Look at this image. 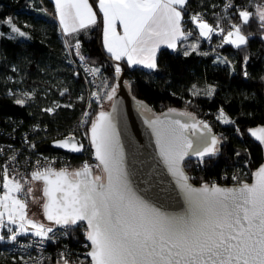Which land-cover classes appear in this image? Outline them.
<instances>
[{
    "label": "snow or ice",
    "instance_id": "1",
    "mask_svg": "<svg viewBox=\"0 0 264 264\" xmlns=\"http://www.w3.org/2000/svg\"><path fill=\"white\" fill-rule=\"evenodd\" d=\"M187 3L188 0H99L107 52L114 60L126 57L129 65L142 64L155 69L157 48L161 44L174 48L176 40L186 35L183 21ZM55 6L66 34L96 23V13L89 0H55ZM232 7L231 2L225 4V8ZM238 15L242 23L232 24L224 40L239 49L249 43V35L241 30L243 26L257 19L264 29V5L258 6L255 13L247 8L239 9ZM189 19L203 37L211 38L219 28V25L214 28L203 20L199 13ZM117 21L123 28V35L116 31ZM4 23L11 25L12 32L25 35L10 18ZM219 31L223 33L224 29ZM75 47L79 49V41ZM80 58L84 60L83 56ZM248 59V56L244 57L245 66ZM121 71L117 65V77ZM244 75H248L247 71ZM103 87L110 86L105 82ZM211 91L213 89L209 90V95ZM115 92L116 88L111 87V91L104 93V98L111 100ZM93 95L101 99L98 93ZM24 102L23 99L16 100L17 104ZM169 112L176 110L169 109ZM179 115L191 114L181 112ZM217 119L225 124L235 123L223 109ZM150 123L159 154L167 170L177 179L185 204L183 211H162L132 190L117 149L111 116L101 111L91 123L90 140L99 161L97 167L102 166L107 174L106 183L102 176H93L87 161L72 171L52 167L32 171L31 180L43 182L42 195L46 199L41 207L45 218L66 229L85 223V238L90 242L85 245L90 248L86 256L90 257V264H264V164L251 173L250 183L234 175L232 179L236 184L233 187H221L215 182L196 187L189 182L185 172V157H201L202 163L205 156L217 153L220 138L209 136L211 128L203 121L188 124L179 119L162 121L157 118ZM198 126L207 132H202L194 146L185 131L195 130ZM249 131L264 146V127ZM57 145L73 152L83 149L74 138L58 141ZM2 174L4 191L0 195V226L4 225L5 218L9 224L19 220L21 231L27 232L25 225H28L35 236L47 237L53 229L27 219L28 205L16 195L25 191L24 184L14 176L9 177L7 166L2 168ZM26 191L31 193L33 189L29 187ZM7 231L10 235H0V241L17 240L19 232L12 228ZM61 256L63 258V254ZM63 264H69V261L64 259Z\"/></svg>",
    "mask_w": 264,
    "mask_h": 264
},
{
    "label": "trees",
    "instance_id": "2",
    "mask_svg": "<svg viewBox=\"0 0 264 264\" xmlns=\"http://www.w3.org/2000/svg\"><path fill=\"white\" fill-rule=\"evenodd\" d=\"M90 1L97 14L96 23L66 34L54 18L53 0H0V141L11 140L12 135L17 141L20 133L32 124L46 127L52 134L71 128L76 122L86 99V88L68 58V50L76 40H80L88 62L99 70L96 72L100 89L102 82L110 87L115 82V68L104 57L111 54L102 42L101 49L97 43L102 25L97 0ZM226 1L188 0L183 21L186 35L179 45L187 40H199L195 50L162 46L156 53L155 69L129 65L121 60L124 80L133 96L146 101L155 111L171 106L190 110L221 137L214 156L204 157L202 163L190 160L193 166L188 171L192 181L219 179L223 172L232 171L235 163L242 164L243 160L254 170L263 159L261 144L250 138L247 130L264 123V29L257 19L243 26L241 30L249 35V43L239 49L225 43L223 38L232 24L242 23L239 9L247 8L255 13L264 0H230L233 7L227 9ZM191 13L203 14L214 28L219 25L211 38H201L197 25L189 19ZM9 18L26 36L11 31V25L4 23ZM221 28L223 33L219 31ZM188 32L191 35H187ZM245 56L249 57L246 66ZM14 87L32 90L33 94L23 104H17ZM210 89L213 91L209 95ZM49 108L53 111H46ZM221 109L235 123L220 124L215 115ZM97 110L95 104L94 112ZM48 140L38 141L37 147L56 151ZM26 178L31 176L26 175L21 180ZM24 188L22 193L28 200L25 185ZM72 229L69 241L76 248L83 235L77 227ZM3 247L5 240L0 241V250ZM0 264L22 263L0 253ZM34 264L54 262L43 259Z\"/></svg>",
    "mask_w": 264,
    "mask_h": 264
},
{
    "label": "built area",
    "instance_id": "3",
    "mask_svg": "<svg viewBox=\"0 0 264 264\" xmlns=\"http://www.w3.org/2000/svg\"><path fill=\"white\" fill-rule=\"evenodd\" d=\"M229 2L231 1L227 0L225 4ZM199 14L201 18L205 20V16L201 13ZM191 15L193 14L191 13ZM54 18H56V16H54ZM77 41H79V49L75 47ZM77 51L79 55H77ZM81 56L84 57V60H81ZM68 58L75 72L81 77L83 85L86 88V99L80 110L79 116L71 128L65 130L50 134L46 127L40 128L37 124H32L28 130H24L20 133V136L16 138L17 141L15 140V135H12L11 140L0 141V195H3L4 191L2 188V168L4 166L8 167V175L10 178L14 176L20 181H22V177L30 175L32 171L38 168L52 167L56 170L67 168L69 171H72L80 168L85 161L92 167L94 174L97 173L101 175V168L97 167L98 162L93 153L88 133V128L95 114V104L100 100L93 95V93L99 94V75L96 71H93L94 67L88 62L87 54L81 50L80 40H76L72 47H70L68 50ZM85 113H87V115H85ZM218 115H215L216 119ZM217 121L220 124H225L222 123L221 120L217 119ZM40 131L43 134L39 135V133H41ZM65 137H75L78 143L83 145V149L77 154H74L70 151L55 147L56 151L54 152L43 151L37 147V142L43 139L48 138V141H52L57 138ZM13 157L15 158L13 159ZM73 157H75V159H73ZM235 164L236 168L232 171H225L220 175L219 179H213L206 183L211 184L215 182L216 184L223 185L236 183V181L232 179L234 175H239L245 182L249 181L253 169L249 168L247 160H243L242 164L238 162ZM192 166L193 163L190 160H185L184 167L190 169ZM20 194L24 195L23 193ZM49 227H51L53 231L48 233L47 237H37L34 233H19L15 241L5 239V247L0 250V253L9 256L13 260H20L22 264H34L43 259H51L54 264L63 262L64 259H67L69 263L73 264H81V262L82 264H90V259L86 256L88 247L85 245H89V243L84 237L86 227L84 223L75 226L83 235V238L76 248L72 247L69 241V232L73 230L72 228L66 229L63 226H57L53 223H51ZM8 228L10 227L6 222L4 225L0 226V235L5 237L10 235L7 231ZM61 254H63V258Z\"/></svg>",
    "mask_w": 264,
    "mask_h": 264
},
{
    "label": "water",
    "instance_id": "4",
    "mask_svg": "<svg viewBox=\"0 0 264 264\" xmlns=\"http://www.w3.org/2000/svg\"><path fill=\"white\" fill-rule=\"evenodd\" d=\"M100 42L101 33L99 34L97 40L99 49H101ZM104 57L112 65V67L115 68L117 65H119L122 71L119 77L116 76V73L114 71V75L117 82L116 92L113 95V98L111 99V102L107 108H101L95 112L92 122L97 118L99 112L101 111L110 114L112 123L114 125L116 145L120 157L122 159L123 169L127 174V179L130 184V187L138 196L143 198L149 204L161 209L162 211H166L168 213H178L183 211L185 207L183 195L177 184V179L173 177L171 173L167 170V167L159 154V146L156 142L153 127L150 122L156 120L157 118L162 121L179 119L181 122H185L188 124H192L195 121L203 120L196 117L192 111L179 107L171 106L169 108H164L160 111H155L146 101L137 98L130 93L129 85L124 80V69L121 60H114L110 55H104ZM169 109H175L176 112H169ZM181 112L190 113L191 115L181 116L179 115V113ZM261 127H264V123L249 127L247 130L249 137L257 141L253 136H251L249 130L258 129ZM90 128L91 124L88 128L89 139L91 136ZM202 132L206 133L207 130L203 129L202 126H198L195 130H193L192 128L187 129L185 131V135L188 137L189 140L193 142V145L195 146L197 139L202 134ZM208 135H215L218 137V135L212 128L211 133H208ZM68 138H74L75 142H78L75 137H65L57 138L50 141V145L55 148L70 151L74 154H77L78 152H73L67 148H61L57 145L58 141H63ZM91 147L95 155V148L92 146V144ZM262 153V162L253 170V172L256 171V169L260 165L264 164V146H262ZM194 159L201 160V157L194 155L185 157V160ZM97 162L99 164V161ZM100 168V176L104 178V182L106 183L107 174L103 172L102 166H100ZM184 168L186 174L190 178L189 182L191 184L196 187H199L202 183H206L192 181L190 172L186 167ZM95 175L99 174L93 173V176ZM246 182L250 183L251 179ZM235 184L236 183L217 185L221 187H233ZM45 199L46 198L43 197L42 204L45 202ZM42 216L46 221H48L43 214V210ZM48 222L57 225L53 221ZM88 243L90 244L89 241ZM89 250L90 248L88 247L87 252ZM59 264H63V262H60Z\"/></svg>",
    "mask_w": 264,
    "mask_h": 264
},
{
    "label": "rangeland",
    "instance_id": "5",
    "mask_svg": "<svg viewBox=\"0 0 264 264\" xmlns=\"http://www.w3.org/2000/svg\"><path fill=\"white\" fill-rule=\"evenodd\" d=\"M260 5H264V2ZM20 31H22V30L20 29ZM198 31H199V29H198ZM22 32H24V31H22ZM24 36H26V33ZM262 37L264 38V31H263ZM201 38H207V37L201 36ZM184 43H185L186 48H187L186 50L188 51L190 49H193V45H195V49L198 48L199 40H187ZM217 59L219 60V62H222V59L220 57H217ZM104 84H105V82H102V84H101L102 89H100V83H99V95H100L101 99L99 100V102L96 103V106L98 107V109L107 108L109 106L111 100L104 98V93L107 91H111V87H115V88L117 87L116 80L113 83V85L109 88L103 87ZM13 92L16 95H18V99H23L24 101L27 100L28 98H30L33 94L32 90L24 89L21 87H14ZM24 93H28L29 95L25 96ZM220 140H221V137H220ZM217 148H219V145H217ZM26 179L28 180V183L25 184V183H23L24 181H21V183L26 186V190L29 187H31L33 189V191L31 193L27 192L28 200H27L26 195H21L20 193L16 194V195H18L21 199L25 200L27 205H28V207H27V213H28L27 219H32V220L36 221L37 223H43L45 225V228H48L51 225V222L46 221L42 216V207H41L42 201H43V196L41 193L42 182L41 181H32L31 178H26ZM5 222H6V224H9L7 222L6 218H5ZM19 223L20 222L18 220L16 224H9V227L12 228L14 231H17V232L23 233V234L34 233V230L31 229V227L28 225H25V227L28 229L27 232L21 231L19 228Z\"/></svg>",
    "mask_w": 264,
    "mask_h": 264
},
{
    "label": "crops",
    "instance_id": "6",
    "mask_svg": "<svg viewBox=\"0 0 264 264\" xmlns=\"http://www.w3.org/2000/svg\"><path fill=\"white\" fill-rule=\"evenodd\" d=\"M54 1V4H55V0H53ZM89 4L92 6V9H93V11L95 12V10H94V8H93V5H92V3H91V1L89 0ZM97 5H98V10H99V12H100V15H101V21H102V25H101V42H102V45H103V47L105 48V46H104V37H103V29H104V19H103V14H102V12L100 11V9H99V0H97ZM55 9H56V6H55ZM96 13V12H95ZM56 20H57V22H58V24H59V27H60V29H61V31L63 32V33H65L64 31H63V26L60 24V20H59V14H58V12H57V10H56ZM96 20H97V14H96ZM80 29V28H79ZM116 31H117V33H119L120 35H123V28H122V26L120 25V23H119V21H117L116 22ZM228 31V30H227ZM227 31H226V33L224 34V37L226 36V34H227ZM71 33H74V32H71ZM181 39H183V37H181V38H179V39H177L176 40V42H175V47L174 48H171V49H176V48H179V46H181L183 49H184V51L186 50L185 48V43H180V45H179V41L181 40ZM223 40H224V38H223ZM225 41V40H224ZM162 46H166V47H168L167 46V44H161L158 48H157V50L160 48V47H162ZM170 48V47H169ZM106 49V48H105ZM157 50H156V53H157ZM121 60H124L125 62H127V58L125 57V58H122ZM138 66H141V67H144V68H146L144 65H142V64H138Z\"/></svg>",
    "mask_w": 264,
    "mask_h": 264
}]
</instances>
